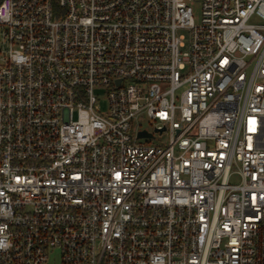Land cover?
Listing matches in <instances>:
<instances>
[{
  "label": "built area",
  "instance_id": "built-area-1",
  "mask_svg": "<svg viewBox=\"0 0 264 264\" xmlns=\"http://www.w3.org/2000/svg\"><path fill=\"white\" fill-rule=\"evenodd\" d=\"M193 1L0 0V264H264V0Z\"/></svg>",
  "mask_w": 264,
  "mask_h": 264
},
{
  "label": "rangeland",
  "instance_id": "rangeland-1",
  "mask_svg": "<svg viewBox=\"0 0 264 264\" xmlns=\"http://www.w3.org/2000/svg\"><path fill=\"white\" fill-rule=\"evenodd\" d=\"M192 6L194 9L195 19H196V21H198L200 18V10H201L200 2L198 0L193 1ZM100 97L103 98V104L101 107H102V109H105L106 108V100L104 98L103 93L100 94ZM138 124L142 128L149 129L151 132L154 131V125L151 122H149L148 119H141ZM155 137L156 138L152 139V141H151L153 144L158 143V140L160 139V135L156 134ZM164 139L167 140V138H165V136H164ZM56 263L58 264V258L57 257H56Z\"/></svg>",
  "mask_w": 264,
  "mask_h": 264
},
{
  "label": "water",
  "instance_id": "water-1",
  "mask_svg": "<svg viewBox=\"0 0 264 264\" xmlns=\"http://www.w3.org/2000/svg\"><path fill=\"white\" fill-rule=\"evenodd\" d=\"M140 136H141V137H151L152 134L147 133V132L144 131V132H141V133H140Z\"/></svg>",
  "mask_w": 264,
  "mask_h": 264
}]
</instances>
